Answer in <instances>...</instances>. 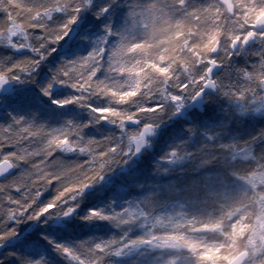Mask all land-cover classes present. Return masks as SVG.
<instances>
[{
	"label": "snow or ice",
	"instance_id": "6c2138e0",
	"mask_svg": "<svg viewBox=\"0 0 264 264\" xmlns=\"http://www.w3.org/2000/svg\"><path fill=\"white\" fill-rule=\"evenodd\" d=\"M120 0H106L98 6L93 0H0V37L14 48L27 47L35 53L14 62H0V85L8 79H31L41 59L54 51L83 9L97 16L112 14ZM127 20L115 29L104 23L105 43L84 56L66 60L55 70L52 80L70 84L78 95L56 100L57 104L85 101L90 95L110 96L121 107L89 104L100 119H111L121 128L126 121L138 120L127 142L84 137L82 125L71 121L61 129L46 128L19 113L8 114L0 123V174L14 165L22 171L0 180V244L16 235L24 219L45 214H72L76 198L86 185L102 176L117 160L139 151L145 136L153 131L161 114L179 111L188 99L200 96L206 87L233 98L259 97L264 105V0H127ZM63 14V19L56 17ZM250 39L260 47L250 67L236 69L243 82L221 80L212 74L217 64L229 63L233 48ZM219 50L220 54L215 55ZM103 69V77L97 72ZM51 82L41 90L48 94ZM134 142V144H133ZM57 149L79 150L89 154L80 163L50 159ZM172 149V154H176ZM171 158V157H169ZM206 161H202L204 163ZM235 175L246 185L233 199L224 200L215 217L207 219L157 215L136 207L106 213L89 209L84 219L111 218L121 223L143 219L150 224L147 236L115 239L77 245L76 250L63 243L55 247L74 256L79 264H104L109 250L117 254L125 247L148 243L161 248L183 249L191 254L192 264H264V145L258 159ZM225 177L209 178L206 195L219 199L225 195ZM55 186L56 196L48 203L38 201L41 192ZM219 233L207 241L198 233ZM126 235V234H125ZM15 254V253H14ZM176 258L168 264H175ZM0 264H6L0 257ZM20 264H43L24 259Z\"/></svg>",
	"mask_w": 264,
	"mask_h": 264
},
{
	"label": "trees",
	"instance_id": "16d2710c",
	"mask_svg": "<svg viewBox=\"0 0 264 264\" xmlns=\"http://www.w3.org/2000/svg\"><path fill=\"white\" fill-rule=\"evenodd\" d=\"M93 2L103 6L106 0ZM127 11V0H120L119 9L112 14L97 16L90 8L83 9L68 34L58 42L60 47L55 48V45L54 51L41 59L31 73V79H8L11 90L21 89L26 91L27 96L24 99L0 98V123L7 122L9 113H19L51 129L65 128L71 121L74 125H82V136L110 141L119 124L87 123L81 116V104L121 107L112 97L95 94L85 101H70L52 108L42 102L38 93L51 82L49 89L57 96L56 99L64 100L78 95V90L70 84L52 80L53 73L64 61L81 56L88 45L98 41L105 43L107 58L111 42L102 40L105 31L103 25L111 23L117 29L119 20L127 16ZM55 15L63 19V14ZM5 42L0 37V52ZM253 53L250 51L246 56L237 58L236 67H250L251 62L258 59ZM34 55L30 48L23 47L11 54L0 53V62L11 63ZM103 75V69L97 72L98 77ZM234 81L242 83L243 77L237 73ZM221 103L213 110L193 113L187 120L169 115V112L162 114L158 124L161 134L153 150L145 148L136 159L130 152L113 163L102 176L80 192L72 214H45L40 218L21 221L17 225L16 235L0 244V257L4 258L6 264H20L22 258L42 260L43 264H78L74 256L57 249L55 243H63L76 250L77 245L89 242L115 239L120 243L121 236L127 240L149 233L150 224L143 219L128 223L111 218L84 219L92 208L112 213L136 207L147 212L149 218L157 215L176 216L180 213L184 217L204 219L217 216L221 203L235 198L245 188L246 185L235 175V171L258 159L264 141V116L255 121L249 117L252 116V106L261 104L259 97L253 99L251 94L241 98L224 95ZM240 111L245 113L240 114ZM172 149L177 150L175 155ZM88 158L87 152L64 149H57L50 157L65 163H80ZM14 167V172L8 177L22 171L19 165ZM218 176L225 177V195L219 199L210 198L206 195V184L210 177ZM56 194L55 186L49 187L41 192L38 201L41 204L48 203ZM195 235L207 241L220 238L219 233L213 232ZM173 257L176 258L175 264H192L193 258L186 250L157 248L148 243L125 247L119 254L109 250L103 259L104 264H168Z\"/></svg>",
	"mask_w": 264,
	"mask_h": 264
},
{
	"label": "rangeland",
	"instance_id": "374dc122",
	"mask_svg": "<svg viewBox=\"0 0 264 264\" xmlns=\"http://www.w3.org/2000/svg\"><path fill=\"white\" fill-rule=\"evenodd\" d=\"M126 20H127V16H123L119 20L120 24L118 25L117 29L123 27ZM3 45L4 46L0 52L2 55L11 54L13 52H17L20 50V48H14L12 45L8 44L7 42H5ZM96 46H97V43L96 44L93 43L91 45H88L86 47V49L82 52L81 56L87 55V53L89 51H91L92 48H94ZM59 47H60V44L57 43L55 48H59ZM259 47H260V45H259L258 41H256L253 45V48L250 51H256L259 49ZM247 52H248L247 49H241V50H239V52L237 54H235L234 56L232 55V57H230L229 63H227V64L221 63V64H223V70L217 75V77H219L221 80H233L234 81V79L236 78V74H237V72H236L237 58L246 56ZM219 54H220V52H219ZM0 93H1L0 98H2V99H9V98L24 99L27 96L26 91H23L21 89L11 90V88H10L8 91L0 92ZM38 97H40V99H42V102H45V104L48 105V107L58 108L61 105V104L55 103V101L58 100V99H56L57 96L55 97L50 89H49L48 94H45L40 89L39 93H38ZM223 98H224V95L221 94L219 91L217 92L216 96H214V97L208 96L207 97V110H213L215 107L221 106L222 105L221 100H223ZM188 101H189V99L186 100L181 105L179 111H169V113H170L169 115H173V116L176 115L179 118L187 119V112L185 110V106H186ZM81 105H83V107H82L83 112H82L81 116L87 120V123L92 124V125H99L100 122H103V123L109 122L111 124L115 123L111 119H100L99 118L100 114L93 112V110L91 108H89L88 106H85L83 103ZM244 111H240V114L245 113ZM250 113L252 116H249V117H251L254 121L257 120L259 117H263L264 116V105L254 104L251 108ZM161 116H162V114H161ZM161 116L158 119V122L156 123V126L154 127L151 136L147 140L146 147L149 151L153 150L154 146L157 145V141L160 137L161 130H159L158 124H159L160 120L162 119ZM61 128L62 127H55L53 129H61ZM136 128L137 127L126 126V122L124 123L123 128H121V126L118 125L116 127L117 131L115 132L114 137L110 141H112V142H118V141L127 142L129 136L133 132H135ZM262 143H263L262 145H264V141ZM259 152H260V150H259ZM97 240H98V238H97ZM150 245L153 247L161 248L158 246H154L152 244H150ZM168 249H171V248H168Z\"/></svg>",
	"mask_w": 264,
	"mask_h": 264
},
{
	"label": "water",
	"instance_id": "95a60500",
	"mask_svg": "<svg viewBox=\"0 0 264 264\" xmlns=\"http://www.w3.org/2000/svg\"><path fill=\"white\" fill-rule=\"evenodd\" d=\"M254 41H255L254 39H250L247 43L242 42V46H244V47L249 46ZM238 46H239V44L236 45L233 48V54L238 50ZM218 51H217V53H218ZM217 53H215V55H217ZM221 69H222V65L221 64H217L216 66H214L212 68V74L215 75ZM7 89H8L7 82H4V84L0 85V91L5 92V91H7ZM206 93L215 94L216 93V88L206 87L204 89V91L201 93L200 96L196 97L195 99L190 100V102H189V104L187 106V109L196 108L197 110L201 111L203 109V107H204V104H205V100H203V96ZM138 124H139L138 120L127 121V125L129 127H136V126H138ZM150 134H151V132L146 134L145 140L149 137ZM133 144H134V142H133ZM144 146H145V143L141 145V148H140L139 151H133V155H134L135 158L139 157V155H140L141 151L143 150ZM14 169H15L14 166L9 168V169H7L5 173L0 174V179L10 176L14 172Z\"/></svg>",
	"mask_w": 264,
	"mask_h": 264
},
{
	"label": "flooded vegetation",
	"instance_id": "af4514ba",
	"mask_svg": "<svg viewBox=\"0 0 264 264\" xmlns=\"http://www.w3.org/2000/svg\"><path fill=\"white\" fill-rule=\"evenodd\" d=\"M208 96H211V95H206V96H205V100H207V97H208ZM213 97H214V96H213Z\"/></svg>",
	"mask_w": 264,
	"mask_h": 264
}]
</instances>
